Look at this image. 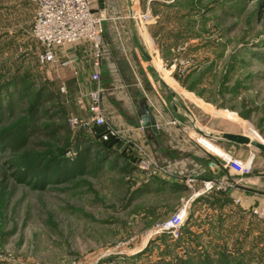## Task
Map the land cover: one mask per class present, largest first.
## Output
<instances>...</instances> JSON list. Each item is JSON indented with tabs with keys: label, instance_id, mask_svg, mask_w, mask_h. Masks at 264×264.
<instances>
[{
	"label": "rangeland",
	"instance_id": "1",
	"mask_svg": "<svg viewBox=\"0 0 264 264\" xmlns=\"http://www.w3.org/2000/svg\"><path fill=\"white\" fill-rule=\"evenodd\" d=\"M108 2L130 22L138 40L158 39L150 49L153 69L206 133L203 137L187 123L199 145L224 156L212 144H219L224 132L264 144V0ZM3 24L0 264H264L261 222L248 211L204 206L226 193L213 191L190 202L185 187L157 180L164 173L154 177L133 166L130 174H121L109 164L113 160L119 168L124 159L105 161V154L64 180L58 162L66 158L71 164L76 143L72 139L63 149L64 136L52 141L45 134V126L62 122L49 118L63 112L52 99L38 96L49 93L36 69L37 63L46 64L44 49L32 39V27L22 35L10 22ZM69 129L82 137L92 130ZM89 143L83 141L81 149ZM128 147L127 159L137 163ZM90 148L91 155L96 153V146ZM244 151L241 159L251 160L252 173L264 175V156L245 147L234 154ZM186 205L188 217L177 237L159 232Z\"/></svg>",
	"mask_w": 264,
	"mask_h": 264
},
{
	"label": "crops",
	"instance_id": "2",
	"mask_svg": "<svg viewBox=\"0 0 264 264\" xmlns=\"http://www.w3.org/2000/svg\"><path fill=\"white\" fill-rule=\"evenodd\" d=\"M91 1L96 6L94 11L104 16L106 14L99 58L91 44L79 43L55 49L52 61L42 66L38 63L36 65L38 78L47 83L50 99L61 107L64 118L83 120L89 117L92 105L90 97L97 92L106 125L117 134L120 143H126L123 151L130 144L142 146L148 157L165 174L156 177L157 180L173 188L185 187L190 193L189 201L197 203L206 195H212L213 191L204 189L203 185L207 181L225 179L233 183L235 189L226 191L224 195L218 192L221 200L207 201L204 205H208L207 209L210 204H213V209L219 208L221 212L231 209L248 211L255 206L264 208V175L251 172L247 177H236L230 172L220 156L203 148L193 139L188 132L187 118L154 82L149 69H153L150 49L158 39L135 41L130 31V22L116 11L109 0ZM99 2L102 9L98 6ZM35 10L36 7L29 0H0L1 27H5L3 22H10L11 27L20 30L23 35L25 29L32 27ZM156 51L158 53L157 48ZM94 63L99 65L97 70ZM97 71L100 75L98 83L91 78ZM154 71L158 73L156 69ZM171 92L178 100L179 97ZM143 102H147L157 121L160 133L157 136L141 127L140 110ZM221 143L232 147L224 141ZM126 150L130 151L129 147ZM246 153L252 152L249 150ZM246 153L231 155L243 158ZM133 157L136 159L135 153ZM235 201L239 202L238 205ZM187 206L184 208L187 209ZM193 214L192 210L190 217Z\"/></svg>",
	"mask_w": 264,
	"mask_h": 264
},
{
	"label": "built area",
	"instance_id": "3",
	"mask_svg": "<svg viewBox=\"0 0 264 264\" xmlns=\"http://www.w3.org/2000/svg\"><path fill=\"white\" fill-rule=\"evenodd\" d=\"M36 7L30 35L36 43L43 47L44 54L41 61L50 62L54 59L53 51L58 48L87 43L91 44L95 50L96 57L99 58V49L102 43L104 27L103 14L94 12L90 6V0H29ZM161 3L169 0H158ZM138 19V18H137ZM140 21V20H139ZM141 24L142 21H140ZM96 70L98 63H94ZM99 71V70H98ZM92 75V80L99 82V72ZM92 105L89 108L90 116L86 119L69 118L67 123L73 129L105 128L106 134L101 136L102 141H109L113 138L118 140L117 134L109 128L101 115L98 93L91 94ZM110 137V138H109ZM136 155L138 170L150 172L152 176H158L162 172L159 165L148 157L146 150L141 146L130 144ZM226 168L236 177H247L252 172L251 160H242L234 155L224 152L220 157ZM205 190L225 193L235 189L233 183L225 179H214L207 181L203 185ZM239 202L235 201L237 205ZM249 215L261 222L264 226V208L255 206L248 210ZM187 217L185 208H181L167 221L159 226V232L168 233L172 237H177L181 231V226Z\"/></svg>",
	"mask_w": 264,
	"mask_h": 264
},
{
	"label": "trees",
	"instance_id": "4",
	"mask_svg": "<svg viewBox=\"0 0 264 264\" xmlns=\"http://www.w3.org/2000/svg\"><path fill=\"white\" fill-rule=\"evenodd\" d=\"M42 93L43 92H40V95H38L40 100H43V99L49 100L51 98L50 92L47 95H44V94L42 95ZM44 113L47 116L49 115L50 111H47V109H44ZM58 114L59 113H56L53 118L51 117L49 119L60 117L59 119H61L60 121L62 122H60V124H52L49 126H45L44 130H46L45 134L48 137V139L52 141L54 140V138H59L60 136H64L66 141L63 143V145H62V142L59 143V147H62L63 149L70 148L69 145L71 144L72 139L76 143L75 144L76 152L74 155L75 157L73 161L71 162V164L66 158L65 159L63 158L61 159L60 162H58L59 165H62V167H64L65 169L66 174L63 175L64 180L69 179L72 175L83 173L84 170L88 169L85 166L86 163L89 162L90 160H93L94 158L99 159L100 158L99 154H105V161H108L109 158H111V156H118L119 158L120 157L123 158L124 162L119 168L116 165V163L113 162V160H111L109 164V166L115 169H119L121 174H125V175L130 174L132 172L131 169H133V166H134V170H138L136 161L132 162L128 160L126 151L118 150L115 145H109L111 140L102 141L101 137H99L98 134H96V128L92 129L90 132L87 131L86 132L87 136L85 135V137H82L77 132L73 133L72 131H70L69 125L67 123L68 119L64 118L63 114H61L60 116H58ZM82 140L88 141L90 143L87 144V146H85L84 148L82 147L81 149V145H83ZM93 145L96 146L97 150H96V153H93V155H91L90 147H93ZM23 146L24 144L21 145V147Z\"/></svg>",
	"mask_w": 264,
	"mask_h": 264
},
{
	"label": "water",
	"instance_id": "5",
	"mask_svg": "<svg viewBox=\"0 0 264 264\" xmlns=\"http://www.w3.org/2000/svg\"><path fill=\"white\" fill-rule=\"evenodd\" d=\"M101 2H99L98 6L100 9H102ZM132 37L134 38L135 41H138V37H136V34L134 32V30H132ZM150 73L153 77L154 82L160 87L161 91L163 92V94L167 97L168 100H170L173 105L175 107H177V109H179V111L181 112V114L183 116H185L187 118L188 121V127H190L192 130H194L195 132H199L200 134H202L203 137L206 136V133H202L201 130L197 127V121L195 120L194 116L191 115V113L189 112V110H187L186 107H184L180 101L176 100L173 93L170 91V89L168 88L167 85L164 84V82L162 81V79L160 78L159 74L154 71V69L150 68ZM140 114H141V127L146 130V132L150 133L151 135L157 136L159 135V130L157 127V121L155 119V117H153V115L151 114V111L148 107L147 102H143L141 105V110H140ZM107 131L105 130V128H96V134H98L99 137L103 136L104 134H106ZM110 138V137H109ZM221 141H224L228 144H231V148L230 147H224V146H220L217 143H212L214 144V146L218 147L220 150H222L225 153L228 154H234L233 151H235L237 149V147H245V148H252L255 149L257 151H259L263 156H264V144L263 143H258L257 141H250V139L244 135L241 134H231V133H223L221 135ZM118 143V140L116 138H113V140L110 141L109 145H115ZM125 148V145L122 143H119L117 145V149L123 151V149ZM228 148V149H226Z\"/></svg>",
	"mask_w": 264,
	"mask_h": 264
},
{
	"label": "bare ground",
	"instance_id": "6",
	"mask_svg": "<svg viewBox=\"0 0 264 264\" xmlns=\"http://www.w3.org/2000/svg\"><path fill=\"white\" fill-rule=\"evenodd\" d=\"M165 85H167V84H165ZM168 86V85H167Z\"/></svg>",
	"mask_w": 264,
	"mask_h": 264
}]
</instances>
